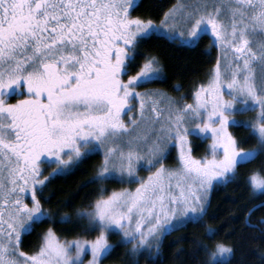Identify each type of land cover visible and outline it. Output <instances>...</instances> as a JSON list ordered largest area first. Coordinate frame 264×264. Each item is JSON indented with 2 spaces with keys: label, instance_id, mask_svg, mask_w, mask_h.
<instances>
[{
  "label": "snow or ice",
  "instance_id": "6c2138e0",
  "mask_svg": "<svg viewBox=\"0 0 264 264\" xmlns=\"http://www.w3.org/2000/svg\"><path fill=\"white\" fill-rule=\"evenodd\" d=\"M134 6L135 0H0V264H85L87 253V264H101L114 248L112 232L132 253L143 249L154 260L163 235L202 220L218 181L231 182L240 163L264 153V0H184L159 23L132 16ZM161 31L190 41L210 33L222 50L192 102L135 90L161 68L150 56L130 75L134 49ZM238 111L257 114L235 121ZM230 126L249 128L256 146L239 147ZM194 133L209 140L199 159L191 155ZM172 144L179 157L168 167ZM97 152L103 159L93 179L118 178L135 188L100 195L78 210L94 238L62 240L49 227L38 251H22L23 234L51 219L37 195L48 181L42 164H55L53 175ZM138 166L147 168L146 177ZM247 180L264 190V174L251 171ZM232 252L217 243L207 264Z\"/></svg>",
  "mask_w": 264,
  "mask_h": 264
},
{
  "label": "trees",
  "instance_id": "16d2710c",
  "mask_svg": "<svg viewBox=\"0 0 264 264\" xmlns=\"http://www.w3.org/2000/svg\"><path fill=\"white\" fill-rule=\"evenodd\" d=\"M177 2L140 0L131 15L159 22L163 12ZM210 41L206 34L194 46L181 45L159 35L142 38L134 49L135 60L130 70L135 73L146 57L154 56L159 61L162 76L148 85L173 98L192 100L195 88L207 82L216 62L217 50L210 46ZM232 129L239 147L247 150L256 146V138L249 128L235 126ZM191 143L196 157L207 154L209 140L192 137ZM102 159L101 152L88 154L72 170L50 178L38 191L42 207L49 211L51 219L33 225L32 230L23 235L22 251L29 254L38 251L41 235L49 227L62 240L95 237L96 231L90 230L87 220L77 215L78 210L90 207L97 197L109 195L123 185L115 178L93 179ZM251 171L264 174V153L240 163L231 182L214 187L202 220L188 222L164 236L154 258L155 264H207V252L213 251L217 243L232 247L233 252L228 260H214L213 264H264V206L252 212L247 222L249 209L264 201V190L256 193L247 180ZM65 217L70 219L64 222ZM109 238L114 248L103 258V264H137V261L138 264H154L146 251L132 253L131 245L121 243L117 233Z\"/></svg>",
  "mask_w": 264,
  "mask_h": 264
},
{
  "label": "rangeland",
  "instance_id": "374dc122",
  "mask_svg": "<svg viewBox=\"0 0 264 264\" xmlns=\"http://www.w3.org/2000/svg\"><path fill=\"white\" fill-rule=\"evenodd\" d=\"M140 0H135V5H137L138 4V2H139ZM181 2H184V0H178V2L177 3H181ZM176 3V4H177ZM156 23H159V22H156ZM179 30H183L182 28L181 29H178V31ZM209 35V37L211 38V41H210V46L211 45H213L215 48H216V50H217V55H218V53L219 52H221L222 50L215 44V41L214 40H212V37H211V34L210 33H202L199 37H197L194 41H190V40H186V39H182V38H172L171 36H169L166 32H164V31H161V32H159V33H153V34H150L149 36H151V35H159V36H164V37H166V38H168L169 40H171V41H177L179 44H181V45H187V46H194V45H196L198 42H199V39L201 38V36H203V35ZM207 50H210L209 48L207 49ZM161 68V67H160ZM133 72L130 70V72H129V74L131 75ZM134 74V73H133ZM162 76V71H160V73H159V75H158V77L157 78H155V79H158V78H160ZM125 79L127 78V77H124ZM155 79H153V80H155ZM149 83V82H148ZM148 83H141L139 86H137L136 87V91H138V92H144V91H146V90H156V89H153L152 88V86L151 85H148ZM160 91V90H159ZM161 92H164V91H161ZM166 93V92H165ZM169 95V94H168ZM169 96H171V95H169ZM172 97V96H171ZM182 98V99H181ZM181 98H179V99H177V100H181V102H192V100H189V101H186L183 97H181ZM133 103H136V102H133ZM132 111H138V103H137V108H135V109H132ZM258 111V110H257ZM256 114H257V112L256 111H238V112H236L235 114H234V119H235V121H249V120H251L253 117H255L256 116ZM129 117H127V116H125L124 117V119L125 120H127ZM233 127H235V126H230V128H229V130L232 132L233 131ZM244 127V126H243ZM247 128V127H246ZM233 133V132H232ZM234 134V133H233ZM235 135V134H234ZM236 136V135H235ZM192 137H198V138H200L201 140H208L207 138H205V136L203 135V134H199V133H194V134H191L190 136H189V141H190V148H191V155L193 156V157H195V158H197V159H199V157H196L195 155H194V153H193V144L191 143V140H192ZM102 153V152H101ZM103 155V154H102ZM178 157H179V149H178V147H176L174 144H172V145H169V147H168V150H167V152H166V154H165V159H164V161H163V163L166 165V166H168V167H174L176 164H177V162H178ZM49 160H51V158L49 157L48 158ZM251 159V158H250ZM78 163V162H77ZM77 163H73V164H70L62 173H56V174H53V175H49V173H51L52 172V170L54 169V168H56V165L55 164H52V163H45V164H42V168L44 169V173H43V175L44 176H47L48 177V180L50 179V178H52V177H55L56 175H58V174H65V173H67V172H69L70 170H72L74 167H75V165L77 164ZM137 171H138V175L139 176H141V177H146L147 175H148V170H147V168L146 167H142V166H138V168H137ZM115 179H117V180H119L118 178H115ZM120 181V180H119ZM220 183H223V182H217L214 186H213V188H212V190H211V193H212V191H213V189H214V187L217 185V184H220ZM122 188H135V183H127V182H124L123 183V185H122V187L120 188V189H122ZM120 189H117V190H115V191H118V190H120ZM256 193H261L263 190H261V189H255L254 190ZM211 193H210V196H211ZM111 194V193H110ZM27 202H29V203H31V200H30V195H29V198H28V200H27ZM209 204V203H208ZM207 207H208V205H207ZM204 215V214H203ZM112 233H116V232H112ZM111 233V234H112ZM169 233V232H168ZM110 234V235H111ZM24 235V234H23ZM110 235H109V237H110ZM166 235V234H165ZM165 235H163L162 237H161V240H163V238H164V236ZM119 238H120V236H119ZM85 239V238H84ZM109 240H110V238H109ZM111 242V241H110ZM112 244H113V242H111ZM122 243V242H121ZM128 244H130V243H128ZM114 245V244H113ZM131 245V244H130ZM160 246H161V243H160ZM160 246H159V251H160ZM131 247H132V245H131ZM141 251H145V250H141ZM159 253V252H158ZM107 255V254H106ZM105 255V256H106ZM231 255H232V253H230V254H227V255H225V256H217L216 258H215V261H226V260H228L230 257H231ZM91 258V254L90 253H87V254H85L84 256H83V260L85 261V264H87V260L88 259H90ZM104 258V257H103ZM103 258H102V260H103ZM102 260H101V264H103L102 263ZM214 261V262H215Z\"/></svg>",
  "mask_w": 264,
  "mask_h": 264
},
{
  "label": "water",
  "instance_id": "95a60500",
  "mask_svg": "<svg viewBox=\"0 0 264 264\" xmlns=\"http://www.w3.org/2000/svg\"><path fill=\"white\" fill-rule=\"evenodd\" d=\"M261 205H264V201L260 202V203H257L256 205H254L255 207L254 206L252 207V211L249 212V214L247 216V222L249 220V217H250L251 213L254 212L256 209H258L259 207H262Z\"/></svg>",
  "mask_w": 264,
  "mask_h": 264
}]
</instances>
